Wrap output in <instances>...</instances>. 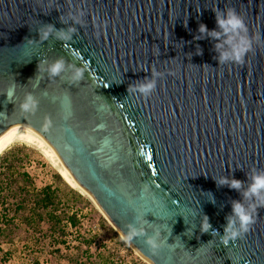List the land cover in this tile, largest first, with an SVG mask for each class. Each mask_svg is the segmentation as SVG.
Listing matches in <instances>:
<instances>
[{"label": "water", "instance_id": "obj_1", "mask_svg": "<svg viewBox=\"0 0 264 264\" xmlns=\"http://www.w3.org/2000/svg\"><path fill=\"white\" fill-rule=\"evenodd\" d=\"M229 7L264 38V0H0V140L40 134L125 240L137 220L159 231L169 245L158 253L145 237L130 242L152 264H264V208L244 239L224 246L212 234L242 199L213 177L246 181L264 168V42L244 65H219L216 41L195 39L201 23L217 27L213 8ZM74 10L87 23L73 42L28 41L43 23L66 27L60 16ZM97 22L107 23L99 37ZM61 56L85 67L83 81L38 73ZM153 66L164 74L156 92L129 93ZM27 92L35 114L20 109Z\"/></svg>", "mask_w": 264, "mask_h": 264}, {"label": "rangeland", "instance_id": "obj_2", "mask_svg": "<svg viewBox=\"0 0 264 264\" xmlns=\"http://www.w3.org/2000/svg\"><path fill=\"white\" fill-rule=\"evenodd\" d=\"M46 186H51L54 201L48 210L36 205ZM51 210L63 233L50 227ZM0 264L151 263L95 201L58 176L40 148L16 143L0 157Z\"/></svg>", "mask_w": 264, "mask_h": 264}, {"label": "clouds", "instance_id": "obj_3", "mask_svg": "<svg viewBox=\"0 0 264 264\" xmlns=\"http://www.w3.org/2000/svg\"><path fill=\"white\" fill-rule=\"evenodd\" d=\"M56 10L59 11V8ZM212 10L215 13L217 27L209 30L206 24L201 23L198 28L199 35L195 39L211 38V40L216 41L214 50L217 53L216 59H218L219 65H244L249 54H255L256 46L264 42V38L259 34H250L245 17L235 8H213ZM86 17L87 13L84 10L69 11L66 16H60V22L66 27L57 29L54 24L43 23L37 30L39 39H28V41L39 44L50 39L62 41L64 44L73 42L74 37L79 32L77 26L84 27L87 23ZM106 27V22H97V37L100 36L101 29ZM197 54L202 55L203 49L198 47ZM42 63L46 67L42 68ZM40 72H45L50 80L66 79L72 85H77L85 79V67L69 62L62 56L51 62L40 61L38 73ZM163 77L164 74L153 66L151 76L130 84L128 92L145 99L150 98L156 92L158 82ZM15 86L14 82L9 90V95H12ZM39 103L40 101L33 93L27 92L20 103V109L24 113L35 114L39 109ZM246 176V181L230 176L213 177L218 187H228L240 193L242 197L240 200L231 201L232 211L226 216L223 235L221 236L218 231H212V234L220 236L224 246H228L230 242L244 239L256 224L259 210L264 208V168H252L246 173ZM210 200L215 203L212 194ZM210 230H212L210 218L203 215L200 231L201 233H208ZM138 237H145V242L154 253H158L162 247L169 245L167 240L161 239L159 231H155L151 235L146 234L145 223H141L139 220L128 226L127 241L130 243Z\"/></svg>", "mask_w": 264, "mask_h": 264}, {"label": "bare ground", "instance_id": "obj_4", "mask_svg": "<svg viewBox=\"0 0 264 264\" xmlns=\"http://www.w3.org/2000/svg\"><path fill=\"white\" fill-rule=\"evenodd\" d=\"M16 143L36 145V147L40 148L44 155L53 163L58 173L69 185L77 188L83 194L91 197V195L81 186L79 181L75 178L73 173L63 162L54 148L40 134L26 128L12 129L11 131L7 132L0 140V157Z\"/></svg>", "mask_w": 264, "mask_h": 264}, {"label": "trees", "instance_id": "obj_5", "mask_svg": "<svg viewBox=\"0 0 264 264\" xmlns=\"http://www.w3.org/2000/svg\"><path fill=\"white\" fill-rule=\"evenodd\" d=\"M58 176L60 178H62V176L58 173ZM75 194H77V196L81 199H83L84 197L82 196L81 193L79 192H76L74 191ZM39 198H38V202H36V205L40 208H43L45 210H48L49 208H51L54 204V201H53V197H52V192H51V186H46L44 187L41 192L39 194ZM56 211L55 210H51V211H47V214H48V219L50 220L49 224H51V228H54L55 230L58 229V232L59 233H63V231H59V220H58V217H56ZM69 220L72 222V223H75V220H74V217H70Z\"/></svg>", "mask_w": 264, "mask_h": 264}]
</instances>
